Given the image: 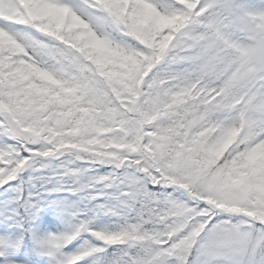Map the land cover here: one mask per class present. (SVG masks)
I'll return each instance as SVG.
<instances>
[{"label":"snow or ice","instance_id":"1","mask_svg":"<svg viewBox=\"0 0 264 264\" xmlns=\"http://www.w3.org/2000/svg\"><path fill=\"white\" fill-rule=\"evenodd\" d=\"M0 264H264V0H0Z\"/></svg>","mask_w":264,"mask_h":264}]
</instances>
